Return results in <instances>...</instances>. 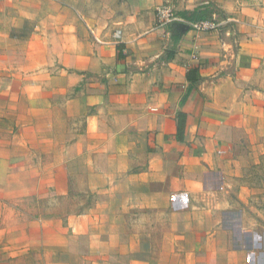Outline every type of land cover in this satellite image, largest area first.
<instances>
[{
	"label": "crops",
	"instance_id": "crops-1",
	"mask_svg": "<svg viewBox=\"0 0 264 264\" xmlns=\"http://www.w3.org/2000/svg\"><path fill=\"white\" fill-rule=\"evenodd\" d=\"M21 1L0 0V215L16 197L65 195L67 164L85 161L93 193L122 196L124 213L136 198L139 210L165 217L149 222L157 258L264 264V233L249 231L244 213L200 203L239 170L249 134L264 139V0H215L221 15L203 6L222 23L209 33L190 27L198 8L161 25L156 15H67L58 0L37 11ZM111 226L110 242L119 233ZM137 238L141 248L148 237ZM60 250L46 258L61 261ZM101 254L91 264H113Z\"/></svg>",
	"mask_w": 264,
	"mask_h": 264
},
{
	"label": "rangeland",
	"instance_id": "rangeland-1",
	"mask_svg": "<svg viewBox=\"0 0 264 264\" xmlns=\"http://www.w3.org/2000/svg\"><path fill=\"white\" fill-rule=\"evenodd\" d=\"M20 3L22 2L19 0ZM24 3L27 0H23ZM64 3L61 12L73 15H157V10L149 11L143 0H58ZM251 2V0H249ZM48 0H29L38 9ZM157 7H171L176 15L186 9L210 6L215 15H221L215 0H158ZM53 6L51 3V10ZM57 13V9L54 10ZM193 15V14H192ZM116 17V16H115ZM119 20L118 17L115 18ZM244 148L239 150L243 161L237 165L239 170L227 179L224 191L211 200H200L202 205L231 206L245 215L246 225L251 230L256 228L264 233V139L256 143L251 132L244 140ZM146 160L142 158V164ZM90 164H67L66 170H72L67 180L65 195L48 190L44 194L16 197L3 202L0 215V232L5 239L0 242V264H91L92 257L98 252L110 254L113 264H139L136 255L146 253L141 258L142 264H170L168 258L159 259L156 255L161 250L159 239L150 240L149 232L153 228L149 222L156 218L149 211H141L138 199L132 198L135 208L124 213L118 209L124 202L123 197L109 195L106 192L93 193L89 187L96 183L91 176ZM75 175L77 178H75ZM133 184V183H132ZM228 209V207H227ZM216 218L222 219V212L216 211ZM144 223L139 226V220ZM8 221V223H7ZM123 222V224H122ZM118 227L116 238L108 241L110 226ZM256 225V226H255ZM154 230V229H153ZM163 227L158 229L159 236ZM232 233H235L232 229ZM113 234V233H112ZM139 234L146 235L147 242L140 248ZM125 237V238H124ZM155 238V237H154ZM125 239V244L123 243ZM114 242V243H113ZM264 244V243H263ZM130 245L131 259H122V250ZM232 248L234 244L231 242ZM244 246V245H243ZM60 247L61 261L47 255ZM63 249V250H62ZM168 257V256H167ZM243 264H253L252 257L245 256ZM258 262H261L259 256ZM106 264V261H103Z\"/></svg>",
	"mask_w": 264,
	"mask_h": 264
},
{
	"label": "built area",
	"instance_id": "built-area-1",
	"mask_svg": "<svg viewBox=\"0 0 264 264\" xmlns=\"http://www.w3.org/2000/svg\"><path fill=\"white\" fill-rule=\"evenodd\" d=\"M157 20L161 25H166L174 20H176V14L171 7H159L157 8ZM222 26V23L218 21L216 17L210 20H202L199 22H195L190 24V27L197 32L209 33L218 31ZM119 32L117 36H119Z\"/></svg>",
	"mask_w": 264,
	"mask_h": 264
},
{
	"label": "trees",
	"instance_id": "trees-1",
	"mask_svg": "<svg viewBox=\"0 0 264 264\" xmlns=\"http://www.w3.org/2000/svg\"><path fill=\"white\" fill-rule=\"evenodd\" d=\"M210 19H213L212 12H210L206 7H201L198 8L192 15V18L190 19V24L202 20H210ZM185 129H186V116L180 113L178 115V132H177V139L179 141L184 140Z\"/></svg>",
	"mask_w": 264,
	"mask_h": 264
}]
</instances>
